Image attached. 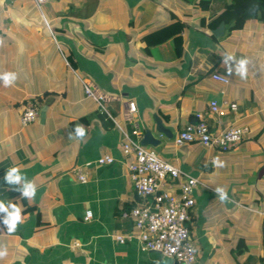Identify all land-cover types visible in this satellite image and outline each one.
Masks as SVG:
<instances>
[{
  "label": "crops",
  "instance_id": "obj_1",
  "mask_svg": "<svg viewBox=\"0 0 264 264\" xmlns=\"http://www.w3.org/2000/svg\"><path fill=\"white\" fill-rule=\"evenodd\" d=\"M221 4L0 0V73L16 74L13 84L0 83V200L22 209L13 232L0 225V264H180L143 250L133 219L123 215L143 202L122 147L134 125L128 101L137 106L140 143L151 131L159 144L145 146L179 167L175 182L199 179L188 221L197 248L191 264H264V23L248 20L213 37L207 23ZM85 83L106 96L104 108L85 94ZM212 100L237 108L226 103L221 117L210 112ZM29 102L39 114L23 125ZM197 114L214 132L240 125L251 132L231 151L176 144ZM156 118L167 134L156 130ZM77 125L84 136L75 135ZM105 153L114 162L98 165ZM11 166L34 182V197L4 183ZM84 167L87 182L75 175Z\"/></svg>",
  "mask_w": 264,
  "mask_h": 264
},
{
  "label": "built area",
  "instance_id": "obj_2",
  "mask_svg": "<svg viewBox=\"0 0 264 264\" xmlns=\"http://www.w3.org/2000/svg\"><path fill=\"white\" fill-rule=\"evenodd\" d=\"M34 1L40 5L48 0ZM212 78L224 83L229 82L228 77L221 73H213ZM84 90L87 96L95 99L104 108L103 101L106 96L103 93L87 83L84 84ZM226 103L231 109L236 110L235 103L224 101L222 105L217 100H212L209 104L210 112L225 116ZM127 106L134 125L130 132H124L122 147L124 154L132 155V160L128 163V172L143 202L129 211H123V215L133 219L137 229L136 237L143 250L156 251L161 256L169 257L180 264H191L197 260V248L190 238L188 221L195 205L194 192L199 179L186 176L182 181L175 182L181 176L179 167L140 143V129L133 117L137 110L136 103L128 101ZM38 114L36 104L29 102L21 114V123L27 125L34 121ZM197 117V121L187 123L178 131L174 139L176 144L199 143L220 151H231L251 132L246 125L228 126L214 132L202 114H197ZM96 162L98 165L110 164L114 162V157L105 153ZM75 175L81 182L88 180L86 167L75 169ZM90 216L91 212L87 211L86 218ZM117 239L123 242L126 236L117 235Z\"/></svg>",
  "mask_w": 264,
  "mask_h": 264
},
{
  "label": "clouds",
  "instance_id": "obj_3",
  "mask_svg": "<svg viewBox=\"0 0 264 264\" xmlns=\"http://www.w3.org/2000/svg\"><path fill=\"white\" fill-rule=\"evenodd\" d=\"M232 56H226L224 58L225 63L231 61ZM246 58H241L236 65V71L239 73L241 78L246 74ZM231 70V69H229ZM16 79L14 72H3L0 73V83L4 86L13 84ZM74 133L78 137H82L85 134V129L79 125L74 128ZM5 184L14 185L13 191L19 192L21 197L32 198L35 196L37 188L33 181L27 179V177L20 171L18 166L8 167L2 177ZM215 192L219 193L221 200L226 199L227 193L222 188H216ZM0 213L4 215L0 216V225L6 227L8 232H13L18 223L22 222V209L16 203L12 201L0 200ZM3 253L0 252V255Z\"/></svg>",
  "mask_w": 264,
  "mask_h": 264
},
{
  "label": "trees",
  "instance_id": "obj_4",
  "mask_svg": "<svg viewBox=\"0 0 264 264\" xmlns=\"http://www.w3.org/2000/svg\"><path fill=\"white\" fill-rule=\"evenodd\" d=\"M181 1L187 4H193L195 1L214 3L217 0H181ZM221 1L222 4H221L220 13L217 14L213 13L211 19L207 23V27L211 32L222 21H224L225 24V32L223 36H226L235 30L242 29L248 20H257L264 23V0H221ZM211 36L214 37V34L211 33Z\"/></svg>",
  "mask_w": 264,
  "mask_h": 264
},
{
  "label": "water",
  "instance_id": "obj_5",
  "mask_svg": "<svg viewBox=\"0 0 264 264\" xmlns=\"http://www.w3.org/2000/svg\"><path fill=\"white\" fill-rule=\"evenodd\" d=\"M212 32L216 37L223 35L225 32L224 21H222L215 29H213ZM41 115L45 116L44 110L41 112ZM155 120H156V130L160 133L167 134L168 130L165 127H163L162 122L157 118ZM141 143L143 145L157 146L159 144V139L154 137L151 131L146 130L144 134V139L141 141Z\"/></svg>",
  "mask_w": 264,
  "mask_h": 264
}]
</instances>
